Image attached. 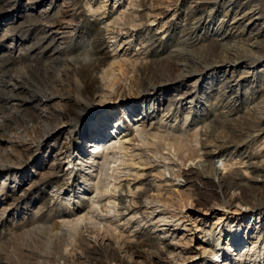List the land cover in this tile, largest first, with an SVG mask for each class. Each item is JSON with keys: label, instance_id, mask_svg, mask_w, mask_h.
<instances>
[{"label": "rangeland", "instance_id": "rangeland-1", "mask_svg": "<svg viewBox=\"0 0 264 264\" xmlns=\"http://www.w3.org/2000/svg\"><path fill=\"white\" fill-rule=\"evenodd\" d=\"M91 1L99 0H0V264H155L153 256L157 255L163 258V264H258L254 261L257 257L248 263L227 254L224 263L216 260L214 251L226 245L227 233L219 239L215 224L223 219L220 228L224 230L236 223L248 242L257 234L259 245L263 244L264 203L241 196L242 191L229 182L219 188L218 179L209 184L197 177V164L206 160L207 151L216 154L213 161L221 176L243 185L257 177L255 167L264 165V132H259L264 128V54L254 55L255 49L246 37L233 39L221 49L213 42L219 38L216 29L241 7L226 0L214 10L196 13L198 0H120L116 7L115 0H109L103 12L94 13ZM66 2L78 10L79 16L72 25L63 24L69 28V37L61 52L55 54L61 39L47 37L50 28L44 24L51 20L59 25L60 9ZM252 3L246 7L258 4L264 13V0ZM196 19H200L196 25L200 30L195 35L203 47L185 50L198 54L204 64L192 76L183 78L171 51L181 47ZM127 23L136 27L130 30ZM156 37H161L162 46L154 48ZM248 50L254 55L250 60L236 59L244 52L250 54ZM124 54H130L134 62L138 58L144 69L125 66L122 80L109 91L108 107L99 106L97 114L67 124V130L73 131L71 138L59 134L56 118L37 127L41 110L29 107L13 114L3 102L18 93L21 98L36 99L44 94L68 95L75 90L76 82L66 59L81 64L98 57L108 67L113 58L121 64ZM236 65L248 71L233 73ZM232 75L244 76L240 87L230 91L225 84ZM95 78L101 83L100 75ZM11 81L30 90L14 91ZM101 97V93L94 95L95 104L99 105ZM114 99L123 106L114 105ZM129 103H141L142 108L126 110ZM53 108H58L56 102ZM164 115L171 117L169 120L177 118L178 123L161 122ZM136 117L145 118L143 123L155 144L142 142L136 132ZM14 132H22L24 139L7 143L5 138ZM195 133L199 134L198 144L191 140ZM176 137L185 140L189 149L173 156L166 150V143ZM117 138H121L125 162L117 161L108 171L116 177L111 188L117 189L98 198L101 207H109L106 211L110 214H96L97 221L85 222L73 232L68 221L90 211L99 182L98 164L105 155L114 156L118 151L112 149ZM97 142L110 149L104 147L100 154L93 153ZM216 144L224 148L215 150ZM236 144L240 145L239 153H230L233 149L227 152V147ZM81 157L94 158L96 168L88 170L85 162L82 166ZM222 163L228 165L227 170ZM85 177L91 182L84 183ZM263 191L256 187L255 194L264 201ZM182 193L190 198L184 207L178 204ZM165 199L177 204L175 213L172 207L164 206ZM257 214H261L260 220L254 224L252 217L250 224L249 218ZM146 241L150 249L138 258L137 249ZM205 247L207 254H203ZM239 249L252 255L244 247Z\"/></svg>", "mask_w": 264, "mask_h": 264}, {"label": "bare ground", "instance_id": "bare-ground-1", "mask_svg": "<svg viewBox=\"0 0 264 264\" xmlns=\"http://www.w3.org/2000/svg\"><path fill=\"white\" fill-rule=\"evenodd\" d=\"M108 1L109 0H99V1H95V2L91 1L90 5H89L91 11L94 12V13H98V12H101V11L103 12V10L107 7ZM225 1L226 0H221L220 2H218V0H198L196 2L197 3L196 13L198 11L214 10L215 8H217L218 5L223 6ZM254 1L255 0H231L232 5H235L238 8L241 7L242 10L240 12H236V13L232 14V17H231L230 21H228V22L226 21L220 29H216V31L214 32L215 36H218L219 38L218 39H213V42L215 43V44L214 43L213 44L216 45L219 49H221V48H223V47H225L227 45L229 46L230 45L229 43L232 42L233 39H236V38L242 39L244 37L247 38L246 42L250 44V47L255 49V52H253L252 50H248V52H250V54H247V53L244 52L242 55H239L237 57L235 56L236 59H239V60L240 59L250 60L255 55V53H258V54L260 53L261 55L264 54V15H263L264 13L258 7V4H257V6L254 5V6H250L248 8L246 7L247 4H251ZM119 2H120V0H115V7H116L117 4H119ZM252 4H254V3H252ZM134 5L135 4H129V6H132V7ZM119 7L122 8L121 6H119ZM127 10L128 9H125L123 11V13L126 12ZM76 11H78V10L76 8H74V6L69 4V2H66V4H62L61 9H60V13L59 14H60L61 21H59L60 22L59 25L53 23L51 20H45V21H47L46 24H44L45 27H49L50 28V31H49V34H48L47 37L51 38L54 41L56 40V38H60L61 39L59 46L54 50V52H56L55 54L60 53L61 50L63 49L62 45H65L67 43L66 40H68L67 38L69 37V33L70 32L66 31V29H69V28H67L65 26L66 25L70 26V25H72L75 22V19L79 16V14ZM42 12H44V14H45L46 10H43ZM120 13L123 14L121 11H120ZM66 18H71V19L69 21H67V23H66L65 22ZM142 19L143 18H141V20ZM199 20L196 19V21L193 23L194 27L192 28V26H191L190 32L186 33V38L182 40L181 47L180 48H176L173 51H171L172 52L171 53L172 57H173V59L176 60V61L175 60L174 61L176 62V65L180 68V71L182 73V77L183 78L192 76L193 75L192 73L195 72L196 69H198L200 66H202L204 64L203 60L200 58V56L198 54H193L192 52L185 50L186 47H196V46H200V48L203 47L201 45L202 41L199 38H197L196 35H195L197 30H198V28H199V26H196L199 23L198 22ZM259 23H261V26L259 25ZM63 24H66V25L64 26ZM127 24L129 25L130 30H132L131 28H135L136 27V24H134V23L133 24L127 23ZM256 25H259L260 28L258 30H256L257 32L255 31L256 33H254L253 31H254V28H255ZM223 29H224L223 34H219V32L221 30H223ZM199 30H200V28H199ZM160 39H161V37L160 38L156 37L153 40L152 46H154V48L162 46V42H161ZM235 43H233V44H235ZM238 43L239 42H237V44ZM239 45H237V46H239ZM217 52H222V51H217ZM246 52H247V50H246ZM252 52L254 53V55H253ZM207 54H208V51H207ZM216 54H214V55H216ZM129 55L130 54H124V56H122L123 62L121 64L117 61L118 58H113L114 62H112L108 67H106L107 65H106L105 60H103L102 58H98V57L97 58H91L89 61H85V62H83L81 64H78V63H76L73 60L66 59L68 64L69 63L71 64L72 69L74 71V77H75V82H76L75 86L76 87H75V90L73 92L69 93L68 95L67 94H64V95H61V94H59V95L58 94H44L41 98L39 97V99H36L35 97H32V98H21V97L18 96V94H19L18 93L16 95L15 94L11 95L10 97H8L5 100H3V102L5 103V105L8 106V109L11 111V113L13 112V114L14 113L18 114L23 109H26V108H29V107H34L35 109L41 110L44 115L42 114V115L38 116V120L39 121H37V127L40 126V122L42 123L43 121L48 120L50 118H56L59 121L58 125H57L58 129H59V131H58L59 134L61 136H63L64 139L71 138V137H73V134H72L73 131L67 130V124L78 123L81 118L83 119V118H87L90 115L97 114L99 112V110H100L99 106H101L104 109L107 108L108 105L110 104V101H111L110 92L109 91L113 90L114 87H115V84L117 82H119L120 80H122V77L124 76V73H125V66L129 67V66L132 65L133 67H135L137 65L138 66L137 68L139 70H141L144 67L143 64H139L141 62H139L138 58L134 62V61H132L133 57L131 58V56L129 57ZM206 57H207V55H206ZM207 58H206V60H207ZM215 59H216V57H215ZM210 60H207V61H210ZM207 61H205V62H207ZM232 61L234 62L235 60H232ZM221 62L224 63L225 60H222ZM146 66L147 65H145V67ZM232 70H233V73L234 72H239V70L248 71L247 67L245 68V67L240 66V65L239 66L236 65V66L232 67ZM244 73L247 74L248 72H244L243 71V74ZM98 75L101 76V83H99V80H97L95 78V76L97 77ZM243 76L244 75H241V76H239L237 78L234 75H232V77L229 80L226 81V84H225L226 85V89H229L231 91V90L235 89L236 87H240L241 81L243 79ZM178 77H179V75H178ZM104 81H105V85L102 84V82H104ZM163 81H165V80H163ZM19 83L11 81L10 85L13 86V90L14 91L21 90L22 93L25 92V91L28 93V91L30 89L28 90L21 83L20 84ZM103 88H107V91L105 92V90H103ZM153 90H155V88ZM97 93H101L102 94V97H101V99L99 101V105L95 104V99H94V95L97 94ZM193 101L194 100H191V102L189 101L190 104H192ZM54 102H56L58 108H53V103ZM113 104L114 105H118V106L122 104V106H123V103L116 102L115 99L113 100ZM141 106H142L141 103H129V104H127L126 110L129 107L130 111H134V110L142 108ZM247 117H249V116H247ZM137 118L138 117H136V120H137L136 121V123H137L136 124L137 125L136 132L139 135V137L142 140V142H144L147 145L155 144V143L150 141V134H151V133H149L150 130L148 131L146 126L143 123V121H145L144 120L145 118H142L141 120L137 119ZM169 118H171V117H167V115H164L162 117V119H160V120H161V122H163V123L166 122L168 124L169 123L170 124H175V123L177 124L178 123L177 118H175L174 120H171V119L169 120ZM260 120L263 121L262 118H260ZM117 122L118 123H116V128L118 129V128H120V126H119L120 122L119 121H117ZM186 123H187V120H184L183 125H186ZM57 126L55 128H57ZM260 126H262V125H260ZM32 127H33V125H32ZM18 131H20V130H18ZM39 131H41V130H39ZM259 132H264V128H262ZM25 134L28 135L27 132ZM97 134H99V133H97ZM20 135H22V132H20V133L14 132L11 135H8V137L6 135L7 138H5V141L7 143H9V144H13L14 141L16 143L17 141H19V140L21 141V139H24L23 135H22V137ZM11 136H17V139L12 138ZM153 138H156V137L153 136ZM192 139L194 140V142H196L198 144L199 143V134H197V133L193 134L191 140ZM2 140L0 139V142ZM22 141H24V140H22ZM117 141H118V143L116 145ZM116 142H115L114 145H112V149L115 150V152L118 150L115 153V155L114 156H110L109 154L105 155L103 160L101 161L102 163L98 164L99 172L97 174V179H98L99 182H98V184L95 187L96 199H93V201H92V203H91V205L89 207L90 211L88 213H85L84 215L80 214L76 219H74L72 221H68V225H70V227L73 230V232H75L77 230V228L81 224H83L85 222H95L94 220L97 221L98 217H96V214H99V215L101 213H106L107 215L110 214V213H108L106 211V210H109V207L107 205H104V206L101 207L98 198H99V196L104 197L106 195L113 194V193H115V191L117 189V186H114V187L111 188V185L113 184L112 180L116 179L115 175L108 173V171L113 170V168L111 166L112 164L116 163L117 161L125 162L124 158H122L123 157V153L121 151L123 150V147H122L121 138H119V139L117 138ZM246 142H248V141L246 140ZM101 143L97 142V144H95V148H93V150H92L93 153L100 154V151H102V149L104 147H105L106 150L110 149V148H108L109 145H107V144L101 145ZM21 146H22V144H21ZM239 146L240 145H237V144L233 145V146H230V147L226 146L227 149H228L227 152L230 151L231 149H233V151L230 152V153H234V152L239 153L240 150H241V148ZM166 147H167V149H166L167 151H169L170 153L173 152L172 153L173 156H175L174 153L176 154V153L182 152V151H183L182 153H184L186 150L189 149V147H187V144L185 143V140H183V139H181L179 137H176L171 142L166 143ZM213 147L215 148V150H218V149L224 148V145L223 144H216ZM62 155L63 154H59L60 158H62ZM215 155L216 154L213 151L205 152L206 160L204 159V161L202 163H198L197 164V169H198V171H197V175L198 176L197 177L202 178L203 180L207 181V183H209V184H213V183H210L211 181H213L215 183L214 180L218 179L216 187H219V188H225L224 186L229 182L230 184H232L234 186L235 189H238V190L240 189V191H242V195L241 196L245 197V195H246V197L249 196V199L252 200L253 202L264 203L263 197L259 196V194H258V196H257V194H255L256 187L264 188V165H262V166L258 165L259 166L258 167L257 164H256L257 167H255L254 170H255V172L257 174V177L256 176H254V178L252 177V180H250L248 183H244L246 185H243L242 184L243 182L242 183L241 182L237 183L236 181L233 182L232 180L230 181V179L225 178V176H221L222 174H221L220 170H218L216 168L215 163L213 161V158H215L214 157ZM240 155H242V153H240ZM197 157H201V156H197ZM80 159H81V162H82L81 163L82 166H84L83 165L84 162L88 164V166H89V167H87L88 170L91 171L94 168H96V166L94 165V163H95L94 158H92V157L91 158H86V157L83 158V157H81ZM164 159L165 160H168V159L170 160V158H166V157ZM178 160H180V159L178 158ZM188 161H190V160H188ZM191 161H194V160H191ZM222 165L224 167V170H227V166L228 165L225 164V163H222ZM51 170H53V169H51ZM50 174H52V173H50ZM99 175H102V177H104V179H100L98 177ZM234 176H236V175H234ZM234 176H232V177H234ZM259 178L261 180H259ZM88 182H91V179L85 177L84 178V183H88ZM104 182H106V183L104 184ZM221 190H223V189H221ZM230 191L231 190H229V192ZM262 195H263V193H262ZM182 197L183 198L180 200V203H178V202H176V203L180 204L181 207H184V206L187 205V203H189L190 198H188V196H186V194L183 195V193H182ZM244 197H241V198L243 199ZM243 201L245 202V200H243ZM164 202H165L164 206L168 207L169 209H170V207H172V209L174 210V213H175L176 209L174 208V206L177 205V204H174L169 199L168 200L165 199ZM241 205H242V203H241ZM103 209H105V210H103ZM245 212H248V210L245 209ZM259 215H261V214H257L255 216H251L249 218L250 224H253L251 222L252 217L254 218V221H255L254 224H256L258 222V220H260ZM162 219H163L162 222H164L165 218H162ZM222 220L223 219H219V221L216 222L215 230L216 231L219 230V232H218L219 233V239L224 238L226 236L225 234L227 233V236L225 238L226 245L224 247H222V249L220 251H218V252L216 250L214 251V255H213L214 258H216V260H219V261L223 260L222 263H224L226 261V258H224V257H226V254L228 256L236 255V256H238V258L241 261L250 263L251 261L254 260L252 258L257 257L254 261L257 262L258 264L260 262H262L264 264V259H263L264 242H263V244L259 245V242H258L259 237L257 236V234H256L255 238L252 241L248 242L247 235L245 234L244 230L242 231L240 229V227H238V225L236 223H234V224L230 223L227 226L226 229L222 230L220 228L221 225L223 224ZM97 224H100V222H98ZM94 225H96V224L94 223ZM160 226H164V225H160ZM148 244H149V242L146 241V242L143 243V245L140 247V249H137L138 258L141 257L143 252H146L147 250L150 249L149 248L150 245H148ZM218 247L219 248L221 247L220 244H218ZM239 247H244V250H247L249 253H251L254 256H252V255L250 256V255H247V254L243 253L241 251V249L238 250ZM207 249H208L207 247L204 248L203 254H207L208 253ZM170 253H173V252H170ZM133 254H135V253H133ZM167 254H169V253H167ZM153 257L156 259L155 264H163L164 260L159 255L153 256ZM133 262H135V261H133ZM227 262H229V261H227ZM142 263H144V261ZM240 264H241V262H240Z\"/></svg>", "mask_w": 264, "mask_h": 264}]
</instances>
